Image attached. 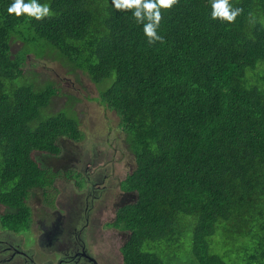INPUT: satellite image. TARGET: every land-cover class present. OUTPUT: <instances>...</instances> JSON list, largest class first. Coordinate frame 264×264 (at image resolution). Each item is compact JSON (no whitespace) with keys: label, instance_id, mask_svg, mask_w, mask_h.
<instances>
[{"label":"trees","instance_id":"obj_1","mask_svg":"<svg viewBox=\"0 0 264 264\" xmlns=\"http://www.w3.org/2000/svg\"><path fill=\"white\" fill-rule=\"evenodd\" d=\"M38 2L50 7L41 19L9 13L13 0H0L5 228L30 229L28 199L57 175L50 158L84 138L75 94L33 66L56 61L88 77L95 100L120 116L132 170L107 226L126 233V264H175L189 246L195 264H242L213 252L218 232L225 248L243 243L244 264H264V87L248 77L264 72V0H229L240 9L233 21L212 17L213 0H176L160 8L163 39L154 43L147 21L113 0Z\"/></svg>","mask_w":264,"mask_h":264},{"label":"rangeland","instance_id":"obj_2","mask_svg":"<svg viewBox=\"0 0 264 264\" xmlns=\"http://www.w3.org/2000/svg\"><path fill=\"white\" fill-rule=\"evenodd\" d=\"M259 24L264 27L263 20L259 21ZM29 64L32 65L31 62ZM33 66L57 80L64 91L75 94L78 100L75 102L74 109L80 117V127L84 133V138L81 141L70 142L69 148L63 152L61 157L50 158L54 166L53 169L57 173L54 186L48 190L50 193L49 196H46L43 190H39L38 193L31 195L28 199L33 213V221L29 230L20 227L21 230H26L21 234L17 232L14 234V231H8L2 223V217L6 214L8 205L0 202V238L12 240L15 244L20 245V248L24 251H36L35 258L38 261L37 263L50 261L55 263L58 254L54 250H50L49 246L52 245L54 248H60L61 243L68 241L69 226L67 225V217L63 219V224L60 226L57 239L52 240L50 234L47 237V243H44V241L38 242V240L42 239L43 223L44 226L50 227L57 220V216H51L53 213H47L48 210H54L56 208L54 204L55 199L59 196L61 198L64 197V204L71 206L76 197L81 194L77 188L75 172L71 171L68 175L65 171H68V169L76 165L75 170L81 169L85 171L89 166L88 171L93 173L99 170L103 166V163L110 160V164L113 166L110 169L111 177L108 182L113 187L112 193L110 194L113 203H103V206L100 207L102 223L105 224L114 219L116 209L114 203H119L126 198L122 195L120 182L131 172L132 158L129 156L126 157L122 152L125 142L120 116L116 111L105 107L95 100L99 92L88 77L83 75L76 77L73 74H68L66 69L56 61H35L33 62ZM261 76H264V72L261 73L260 70H255L252 74L248 75L252 83L264 87V80L259 79ZM67 101V95L61 94L56 98L55 103L61 107ZM32 156L38 158L40 153L37 154L34 152ZM104 169H100L99 171ZM71 175H74V177H71ZM98 176L101 177L99 174ZM61 210L62 214L66 216L64 209ZM107 235L112 241L110 238L99 240V251L113 260L119 258L122 264H124L120 251V245L122 243L120 235L114 229H109ZM226 235V233L219 232L214 235L215 243L212 245L213 252L217 251L220 254L227 252L226 256H223L225 260L230 263L240 260L244 264L243 261H245L244 257L246 254L244 253L245 256L242 254L239 255L243 250V243L229 242V250L218 243L225 239ZM58 239L60 242H57ZM88 239L92 241L93 254L95 253L94 255L96 256L98 254L95 243L97 238L91 236ZM217 247L218 250L216 249ZM189 248L186 249L183 247L181 250H178L179 254L176 257L175 264H195L188 260ZM231 254L233 255L232 258H227L231 257ZM4 256V254H0V264H21L18 259L12 261ZM24 259L22 258V261ZM105 260L109 261L107 258Z\"/></svg>","mask_w":264,"mask_h":264},{"label":"flooded vegetation","instance_id":"obj_3","mask_svg":"<svg viewBox=\"0 0 264 264\" xmlns=\"http://www.w3.org/2000/svg\"><path fill=\"white\" fill-rule=\"evenodd\" d=\"M102 165L100 169L105 168L104 170L99 171V169L93 173L88 171L89 166L85 171L81 169L75 170V167L73 171L77 179V188L81 194L76 197L71 206L64 204V197L57 198L54 202L56 208H54V210L50 209L47 212L53 213L51 216H57V220L50 227L44 226L43 223L42 239H39L38 242L44 241V243H47V237L50 236V234L52 240L57 239V234L59 233L60 226L63 224V219L65 217H67V225L69 226L68 241L61 243L60 248H54L52 245L49 246L50 250H54L55 253L58 254L55 263L51 261L37 263L38 261L35 258L36 251H23L20 245L15 244L12 240L7 238H0V254H4V257H8L12 261L18 259L21 264H122L119 258L113 260L98 249L99 240L110 238L107 235L109 229L116 230L120 235V239L126 235L123 230L108 228V222L105 224L102 223L100 207L103 206V203H113L110 196L113 187L108 182L111 177L110 169L113 165L110 164V160ZM98 174L101 177H99ZM38 190H34L32 195L36 194ZM117 204L119 203H114L116 209ZM61 209H64L66 216L62 214ZM30 213L31 215L33 214L32 208ZM48 232L49 234H47ZM91 236L97 238L95 243L98 254L96 256L94 255L95 253L93 254L92 241L88 239ZM57 242H60L59 239ZM22 258L25 259L22 261ZM105 258L109 259V261H106ZM124 264L126 263L124 262Z\"/></svg>","mask_w":264,"mask_h":264},{"label":"clouds","instance_id":"obj_4","mask_svg":"<svg viewBox=\"0 0 264 264\" xmlns=\"http://www.w3.org/2000/svg\"><path fill=\"white\" fill-rule=\"evenodd\" d=\"M113 3L117 9H134L133 15L137 19V23H144L146 20L147 23H144L145 34L149 37V43H154L156 40L163 39L157 32L161 20L160 8H170L176 3V0H158V2L157 0H113ZM212 7V17L214 19L219 17L227 21H233L240 12V9L232 7L229 0H213ZM8 11L9 13H15L17 16L28 14L36 19H41L50 13V7L47 4L39 3L38 0H28V2H25V0H13V3L9 5ZM50 188L46 191L44 189L39 190H43L45 195L49 196L48 190ZM57 198H60V196ZM31 216L33 219V215Z\"/></svg>","mask_w":264,"mask_h":264},{"label":"bare ground","instance_id":"obj_5","mask_svg":"<svg viewBox=\"0 0 264 264\" xmlns=\"http://www.w3.org/2000/svg\"><path fill=\"white\" fill-rule=\"evenodd\" d=\"M60 155V154H59Z\"/></svg>","mask_w":264,"mask_h":264}]
</instances>
